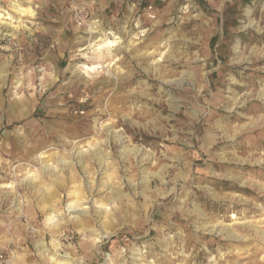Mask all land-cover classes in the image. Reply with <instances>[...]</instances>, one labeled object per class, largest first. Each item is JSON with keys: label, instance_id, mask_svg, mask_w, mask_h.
I'll use <instances>...</instances> for the list:
<instances>
[{"label": "rangeland", "instance_id": "374dc122", "mask_svg": "<svg viewBox=\"0 0 264 264\" xmlns=\"http://www.w3.org/2000/svg\"><path fill=\"white\" fill-rule=\"evenodd\" d=\"M0 264H264V0H0Z\"/></svg>", "mask_w": 264, "mask_h": 264}, {"label": "bare ground", "instance_id": "6f19581e", "mask_svg": "<svg viewBox=\"0 0 264 264\" xmlns=\"http://www.w3.org/2000/svg\"><path fill=\"white\" fill-rule=\"evenodd\" d=\"M77 211V210H76Z\"/></svg>", "mask_w": 264, "mask_h": 264}]
</instances>
